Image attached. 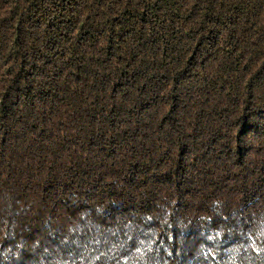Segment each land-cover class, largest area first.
Wrapping results in <instances>:
<instances>
[{"label":"trees","instance_id":"16d2710c","mask_svg":"<svg viewBox=\"0 0 264 264\" xmlns=\"http://www.w3.org/2000/svg\"><path fill=\"white\" fill-rule=\"evenodd\" d=\"M0 264H264V0H0Z\"/></svg>","mask_w":264,"mask_h":264}]
</instances>
